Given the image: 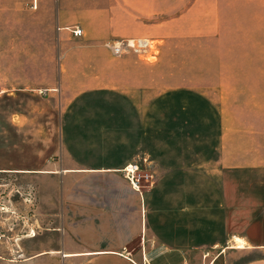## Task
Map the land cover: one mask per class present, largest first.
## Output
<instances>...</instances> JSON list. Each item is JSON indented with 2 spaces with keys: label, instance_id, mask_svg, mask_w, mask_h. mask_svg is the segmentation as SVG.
<instances>
[{
  "label": "rangeland",
  "instance_id": "1",
  "mask_svg": "<svg viewBox=\"0 0 264 264\" xmlns=\"http://www.w3.org/2000/svg\"><path fill=\"white\" fill-rule=\"evenodd\" d=\"M84 5L0 0V228L31 253L40 237L21 238L17 217L51 230L63 189L142 191L172 196L173 220L188 208L212 235L207 244H220L211 256L218 264L263 258L264 0H201L179 26L149 38L159 50L150 61L115 57L107 47L115 39L75 38L70 29L84 19L74 10ZM129 165L139 167L137 192ZM60 169L117 172L52 175ZM43 198L50 204L39 227ZM233 237L247 248L224 249ZM8 251L0 244V264L18 258Z\"/></svg>",
  "mask_w": 264,
  "mask_h": 264
},
{
  "label": "crops",
  "instance_id": "2",
  "mask_svg": "<svg viewBox=\"0 0 264 264\" xmlns=\"http://www.w3.org/2000/svg\"><path fill=\"white\" fill-rule=\"evenodd\" d=\"M68 1L85 3L83 8L74 10L75 17L84 19L82 27H78L84 36L120 41L162 38L166 29L179 26L201 0H193L191 6L190 0ZM113 172L117 170L60 169L52 175ZM63 191L65 196L53 202L58 209L52 221L57 225L44 234L38 231L35 237H29H40L35 250L29 253L21 245L8 248L11 257L22 259L18 264H218L220 258L211 256L220 244H207L212 235L202 234L188 208L180 210V216L173 220L172 210L167 209L172 206V196L163 200L142 191L132 192L133 196H93L95 192L91 191V196L77 197L71 189ZM49 204L45 198L36 202L38 226L39 221H46L44 207ZM234 238L222 247L235 248ZM50 239L57 241L49 242ZM17 259L10 260L11 264H17ZM245 264H264V257Z\"/></svg>",
  "mask_w": 264,
  "mask_h": 264
},
{
  "label": "built area",
  "instance_id": "3",
  "mask_svg": "<svg viewBox=\"0 0 264 264\" xmlns=\"http://www.w3.org/2000/svg\"><path fill=\"white\" fill-rule=\"evenodd\" d=\"M72 35L75 38H83L84 32L81 28H73L70 29ZM107 47L111 50V53L115 57H123L126 55H135L141 60L150 61L152 59H157L158 56V45L156 44V41L152 39H127V40H120L114 43H107ZM129 169H132L131 171ZM139 172V167L134 165H129L125 169L126 177L131 182V185L134 189L138 190L139 187V181L137 178V173ZM25 204H28L30 201L28 198H25L24 200ZM15 215V213H13ZM22 217V218H21ZM17 217L21 219V222H23L24 230H26V233L21 236L24 238L29 237H35L37 234V229H29V215ZM34 217V215H31V218ZM29 229V230H28ZM11 232H13L12 229H6L5 226L0 228V244L6 245L8 248H12L15 246H19L18 242L20 241L19 236L14 237L11 235Z\"/></svg>",
  "mask_w": 264,
  "mask_h": 264
},
{
  "label": "bare ground",
  "instance_id": "4",
  "mask_svg": "<svg viewBox=\"0 0 264 264\" xmlns=\"http://www.w3.org/2000/svg\"><path fill=\"white\" fill-rule=\"evenodd\" d=\"M130 171L132 169H129ZM235 242V249H245L247 248L246 242L244 240H234Z\"/></svg>",
  "mask_w": 264,
  "mask_h": 264
}]
</instances>
